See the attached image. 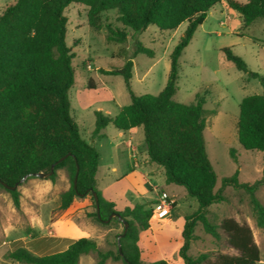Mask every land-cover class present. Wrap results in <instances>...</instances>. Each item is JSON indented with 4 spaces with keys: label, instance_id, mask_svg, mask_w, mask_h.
<instances>
[{
    "label": "trees",
    "instance_id": "trees-1",
    "mask_svg": "<svg viewBox=\"0 0 264 264\" xmlns=\"http://www.w3.org/2000/svg\"><path fill=\"white\" fill-rule=\"evenodd\" d=\"M223 1L243 17L245 27L264 19V0H15L6 6L0 15V186L4 187L3 182L13 187L23 178H32L29 176L32 173L49 172L55 164L49 179L55 181L58 170L65 169L70 181L69 189L61 194V210H67L75 197L90 195L94 201L92 191H95L100 215L94 201L92 216L98 223L107 225L105 221L113 213H119L129 223L125 235L118 239L121 251L118 247L116 251H101L95 240L79 238L71 240L65 250L46 255H36L19 247L8 254L10 259L18 264H79L83 255L96 253V264H107L109 259L124 264H144L139 234L150 229L153 207L148 209L150 202H143L118 212L115 204L101 195L96 181L99 152L82 138L71 115L69 91L75 83L72 66L75 54L66 41L68 18L64 14L71 3L88 7L89 24L96 30L103 27L101 14L110 10L117 12L118 22L135 32L144 31L149 25L162 31H174L187 23L170 55L167 83L158 95L139 96L132 91L133 58L127 59L121 69L106 71L124 77L131 103L115 116L95 111L92 135L104 137L102 131L109 125L120 131L142 128L149 162L165 169L167 184L183 186L187 194L197 200L199 208L186 218L182 231L183 244L178 254L183 264H203L207 260V253L196 257L188 254L198 222L208 234L220 238L217 226L208 220L206 212L212 204L226 200L222 190L228 186L249 193L257 225L264 229V204L255 196L264 177L250 185L240 182L237 171L233 176L224 177L222 189L216 192L217 177L204 136L209 114L204 108L206 101L199 98L194 104H183L173 99L178 89L182 51L208 13ZM105 28L109 42H126L124 29L109 24ZM222 52L239 71L264 85V78L252 72L230 48ZM139 53L154 56L153 50L141 43H137L135 55ZM239 109L236 123L239 144L247 151L264 153V92L244 97ZM230 154L236 159L233 150ZM7 191L18 208L20 192L18 189ZM112 220L122 223L118 218ZM222 229L239 254L219 256L214 264L260 262V251L249 227L228 219ZM149 264L168 263L160 260Z\"/></svg>",
    "mask_w": 264,
    "mask_h": 264
},
{
    "label": "rangeland",
    "instance_id": "rangeland-1",
    "mask_svg": "<svg viewBox=\"0 0 264 264\" xmlns=\"http://www.w3.org/2000/svg\"><path fill=\"white\" fill-rule=\"evenodd\" d=\"M14 1L0 0V15ZM64 14L68 18L66 41L75 54L72 60L75 83L69 91L71 115L82 138L88 142L95 129V111L114 116L123 106L131 103L124 77L106 71L121 69L127 59L133 58L132 91L139 96L158 95L167 83L170 55L186 30L187 23H182L174 31H162L155 25H149L146 30L135 32L118 22L117 12L110 10L101 14L103 27L96 30L89 24L88 7L85 5L71 3ZM107 24L124 29L127 32L126 42H109L105 28ZM137 43L153 50L154 56L146 53L135 55ZM225 48H230L252 72L264 78V19H257L250 27H245L243 17L237 11L217 4L182 51L178 89L173 97L176 102L183 104H194L199 98L206 101L204 108L209 114L204 136L217 177L216 192L222 189V179L233 176L237 171L240 182L250 185L264 177V153L243 149L236 128L242 99L262 94L264 85L227 61L222 52ZM107 134L106 138L97 140L95 144L101 156L100 172H104V178L99 179L100 190L115 198L117 201L114 202L119 207L132 208L142 197L127 180L118 177L128 171L126 162L129 149L125 145L128 136H119V130L112 125L108 126ZM131 136L139 158H145L143 129L139 128ZM231 150L236 159L231 156ZM115 165L119 167L118 173L112 170ZM152 166L158 170L155 182L159 190L157 194L149 193L147 196L158 199L163 190L175 199V204L167 217L152 219V229L145 239L146 248L152 252L150 261L165 260L168 264H183L178 253L183 244L184 223L187 217L198 210L199 204L187 194L183 186L167 184L162 166L156 163ZM69 187L65 169L58 170L55 181L49 177L24 180L17 187L20 192V206L17 208L11 194L0 186V264H18L8 254L19 247L36 255L61 250L63 246L54 243L46 235L51 224L60 219L59 230H69L71 225L67 220L70 217L83 231L84 235H80V238L95 240L101 251H116L118 235L123 233L124 225L115 220L107 225L98 223L92 216L95 208L90 195L75 197L67 210H61V194ZM222 193L226 200L212 204L206 212L208 220L217 226L220 238L208 234L198 222L194 229L195 240L191 242L188 254L196 257L207 253V260L203 264H214L219 256H238V251L229 244L228 235L222 229L224 221L232 219L250 228L260 251L258 264H264V229L257 225L249 193L231 186L224 188ZM255 196L264 204V183L257 187ZM151 207L152 202L147 208ZM96 262L97 254L92 253L84 255L79 264ZM107 264L124 263L109 259Z\"/></svg>",
    "mask_w": 264,
    "mask_h": 264
},
{
    "label": "crops",
    "instance_id": "crops-1",
    "mask_svg": "<svg viewBox=\"0 0 264 264\" xmlns=\"http://www.w3.org/2000/svg\"><path fill=\"white\" fill-rule=\"evenodd\" d=\"M220 4L222 6H226L227 7V3L225 1L221 2ZM212 10H214V8ZM110 116H112V115H110ZM138 130H139L138 127L132 128L129 131H120L119 130V136H124L125 134H127V136H128L125 145L129 149V152H128V157H127L128 158V162H126V166L128 168V171L122 172L121 174H119L118 177L127 180L134 187L135 191L137 193H139V195H141L142 198H141V200H139L138 203H143V202H153L154 203L156 201V198H151V195H149V196H147V195L149 193H156V194L158 193L159 189H158L157 184H156L157 182H155L156 179H157L158 170L155 169L152 166L153 163L149 162L148 156H147V151H146V157L145 158H143V159L139 158L138 153H137V148L134 147L133 139H132V136H131L132 134H135L136 132H138ZM102 133L104 134V137L99 138V137H93L92 136L88 142L95 146L97 140H101V139L106 138L107 135H108L107 134L108 133V126L102 131ZM130 141H131V144L129 143ZM96 149H97V147H96ZM98 152H99V150H98ZM99 155H100V153H99ZM100 161H101V156H100ZM112 170H113L114 173H118L119 172L118 165H115L112 168ZM100 178H101V180L104 178V172H102V173L100 172V162H99V167H98V171H97V174H96V181H97V189H98V191L101 193V195L107 201L113 202L115 204V209L118 212L124 211L126 208H131L129 206H125L124 208L119 207L118 204H116L114 202V201H117L115 198H113L109 194L106 195L103 191H101L100 187H99V179ZM168 185L171 186L172 184H168ZM144 197H148V198H144ZM170 197H172V196H170ZM173 200L175 202V199H173ZM61 221H62V219L52 223L51 224V228L49 230V233H47V235H46L50 240H53L54 243L58 242L59 245L63 246V248L61 250H58V251L65 250L71 240L79 239L81 237L80 235H84L83 231L74 222L72 217H70L67 220V223H69L71 225V227H72V228L70 227L69 230H59L58 225H59V223ZM152 222H153V220H151V223ZM151 229H152V227H150L149 230H147V231H145V232H143L141 234V236H140L141 238H140L139 243H138L140 248H141V258H142V260L144 262L145 261L152 262V261H150L152 252L146 248V240H145L146 239V235L150 234L149 232H150ZM80 261H81V259H80Z\"/></svg>",
    "mask_w": 264,
    "mask_h": 264
},
{
    "label": "water",
    "instance_id": "water-1",
    "mask_svg": "<svg viewBox=\"0 0 264 264\" xmlns=\"http://www.w3.org/2000/svg\"><path fill=\"white\" fill-rule=\"evenodd\" d=\"M64 159L61 158L59 161H62ZM54 167H55V164H53L51 166V169L49 172L47 173H44V172H37V173H32L30 174L29 176H32V177H39V178H47V177H50L53 172H54ZM25 178H23L21 181H24ZM1 184L7 188V189H10V190H15L17 189L19 183H17L15 186L13 187H10L8 185H6L5 183L1 182ZM92 195H93V198H94V201H95V204H96V209H97V213H98V216L100 215L99 214V211H100V206H99V198H98V195L95 191H92ZM113 218H118L119 220L122 221L123 225H124V231L123 233L118 237V239L122 236L125 235V233L127 232V229H128V226H129V223L127 220L123 219L122 216L119 214V213H113L112 215L109 216V218L105 221L106 223H109ZM118 248H119V251H121V247H120V243L118 241Z\"/></svg>",
    "mask_w": 264,
    "mask_h": 264
},
{
    "label": "built area",
    "instance_id": "built-area-1",
    "mask_svg": "<svg viewBox=\"0 0 264 264\" xmlns=\"http://www.w3.org/2000/svg\"><path fill=\"white\" fill-rule=\"evenodd\" d=\"M131 144V141L129 142ZM174 200L167 192L161 191L153 204V213L156 218H164L169 215L170 209L173 207Z\"/></svg>",
    "mask_w": 264,
    "mask_h": 264
}]
</instances>
